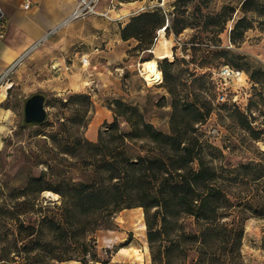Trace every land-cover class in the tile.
Listing matches in <instances>:
<instances>
[{
  "label": "rangeland",
  "instance_id": "374dc122",
  "mask_svg": "<svg viewBox=\"0 0 264 264\" xmlns=\"http://www.w3.org/2000/svg\"><path fill=\"white\" fill-rule=\"evenodd\" d=\"M199 2L203 15L220 12L229 4L237 7L233 19L215 39H210L211 35L201 29L203 19L196 11ZM240 2L191 1L184 14L190 26L177 34L172 30L173 20L183 10L178 9L177 0H154L144 10H133L114 21L101 15L79 20L81 24L67 32L60 43L34 49L18 64L2 88L6 94L2 106L11 111L13 121L0 145V205L11 206L23 200L20 190L28 186L32 177L42 173H46V179H84L91 166H87L90 161L81 158L83 152H80L84 149L80 145L85 139L90 140V130L98 129L96 139L90 140L97 141L99 130H105L106 123L114 120L110 108L116 99L137 106L146 121L171 133L172 94L159 66L165 57L175 62L172 72L177 98L197 100L211 108L204 122L195 125L197 129L193 135L199 138L208 158L229 167L259 161L264 152V91L244 70L248 64L246 60H239V64L234 65L226 58L212 55L214 50L228 49L247 56L252 66L264 69V31L257 22L245 33L243 42L233 44L231 41L230 31L241 16ZM156 8L168 15L169 29L157 30L150 48L136 47L138 41L135 38H121V27L133 16ZM36 51L39 55L32 56ZM162 54L168 56L161 57ZM84 57L89 60L88 65L83 63ZM152 59L157 61L163 82L149 84L143 77L141 64ZM224 66L241 69L243 76L223 80L220 71ZM35 93L45 96L47 117L39 124L26 123L25 102ZM105 109L112 111L111 120H103ZM236 109L245 114L255 133L240 124ZM96 118H100V122H94ZM120 125L123 130L129 129V124L122 118ZM258 132L261 133L256 135ZM185 138H189V134H181V139ZM247 188L243 184L239 188L242 190L237 192L246 196ZM32 201L34 213L0 215V234L8 231L11 238L19 218L48 214L54 204L61 203V197L52 191H44ZM249 214L246 213L249 217L244 222L243 261L244 264H264V215ZM179 223L186 231L195 228L191 217H181ZM94 236L96 257L87 264H153L142 207L123 209L110 225L98 229ZM3 246L4 240L0 239V258ZM196 257L193 250L189 251L186 264H192ZM173 261L178 262L177 259ZM54 264L84 263L64 261Z\"/></svg>",
  "mask_w": 264,
  "mask_h": 264
},
{
  "label": "trees",
  "instance_id": "16d2710c",
  "mask_svg": "<svg viewBox=\"0 0 264 264\" xmlns=\"http://www.w3.org/2000/svg\"><path fill=\"white\" fill-rule=\"evenodd\" d=\"M191 1L195 0H177L178 9H183L173 20L172 30L177 34L190 26L184 14ZM200 7L199 2L196 11L203 19L201 29L211 35L210 39L226 29L237 10L229 4L220 12L203 15ZM239 11L241 16L230 31L233 44L243 42L255 22L264 31V0H241ZM167 16L160 8L141 12L121 27V38H135L136 47L150 48L155 32L163 26L169 29ZM212 55L234 65L246 60L244 70L264 91V69L252 66L247 56L224 48ZM174 65L166 57L159 65L172 94V132L157 129L137 106L116 99L110 108L114 120L99 130L97 141L85 139L80 145L84 149L81 158L91 166L84 179H46L42 173L20 190L23 200L0 205L2 217L18 216L36 212L32 200L44 191L61 197V203L54 204L50 213L19 218L11 238L8 231L0 234L4 240L2 264H87L96 257L95 232L110 225L120 211L132 207L144 209L153 264H175V259L176 264H186L191 250L197 254L192 264H244L241 247L244 222L249 217L246 213L264 215V152L259 161L238 167L208 158L199 138L193 135L195 125L204 122L211 108L197 100L177 98ZM235 113L245 129L256 132L243 112L236 109ZM121 118L129 124L128 130L120 125ZM183 133L189 138L182 140ZM68 153L72 154L71 150ZM243 184L248 186L246 196L237 192ZM184 216L193 218L194 230L186 231L179 223Z\"/></svg>",
  "mask_w": 264,
  "mask_h": 264
},
{
  "label": "crops",
  "instance_id": "0c3cea01",
  "mask_svg": "<svg viewBox=\"0 0 264 264\" xmlns=\"http://www.w3.org/2000/svg\"><path fill=\"white\" fill-rule=\"evenodd\" d=\"M116 1L120 2V6L117 10L110 12L111 18H107L110 21L129 14L133 10H140L142 7L154 2V0ZM76 3L77 0H0V7L6 15L4 37L0 39V74L37 41L40 44L35 50L39 47H42V49L52 47L60 43L64 35L71 31L73 27L80 25L79 20L93 19L94 16H98V14L89 15L63 25V21L72 13ZM109 3L110 0H102L98 10L100 12L107 10ZM38 55L39 51H36L32 56ZM2 88L4 89L3 85L0 87V145L10 127V122L13 121L11 111L2 106L6 99V94L3 92L4 90L2 91ZM105 118L107 120L113 118L111 110L105 109L103 120ZM94 122H100V118L94 119ZM97 130L88 132L90 140L96 139Z\"/></svg>",
  "mask_w": 264,
  "mask_h": 264
},
{
  "label": "built area",
  "instance_id": "2783aa9c",
  "mask_svg": "<svg viewBox=\"0 0 264 264\" xmlns=\"http://www.w3.org/2000/svg\"><path fill=\"white\" fill-rule=\"evenodd\" d=\"M101 1L102 0H77L74 10L63 21L62 24L64 25L74 20L82 19L89 15H96V14L102 15L106 18H111L110 12L117 10V8L120 6V2L116 0H110L107 10L100 12L98 10V6ZM26 6H28V4H26ZM144 9L145 7L141 8V10ZM5 23H6V15L2 10V8L0 7V39L4 37ZM165 28L166 26H163L160 29V32L164 31ZM39 44L40 42L37 41L32 47L28 48V50L22 53L14 62H12L2 74H0V87L4 85L5 82L10 80V76L13 73L14 69L18 66V64H20L26 58V56H28L29 53L33 51ZM82 60L84 64H86L88 61L86 57H84ZM242 76H243V71L230 66H224L220 71V77L223 80H228L230 78H241Z\"/></svg>",
  "mask_w": 264,
  "mask_h": 264
},
{
  "label": "water",
  "instance_id": "95a60500",
  "mask_svg": "<svg viewBox=\"0 0 264 264\" xmlns=\"http://www.w3.org/2000/svg\"><path fill=\"white\" fill-rule=\"evenodd\" d=\"M24 117L26 123L39 124L46 120L45 96L41 93L32 94L25 102Z\"/></svg>",
  "mask_w": 264,
  "mask_h": 264
},
{
  "label": "bare ground",
  "instance_id": "6f19581e",
  "mask_svg": "<svg viewBox=\"0 0 264 264\" xmlns=\"http://www.w3.org/2000/svg\"><path fill=\"white\" fill-rule=\"evenodd\" d=\"M163 56H168V54H162L161 57ZM141 65L143 77L149 84H155L162 81V75L155 59L147 60Z\"/></svg>",
  "mask_w": 264,
  "mask_h": 264
}]
</instances>
